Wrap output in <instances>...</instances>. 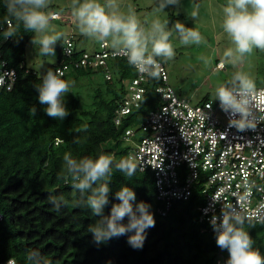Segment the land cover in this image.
<instances>
[{
    "label": "trees",
    "instance_id": "trees-1",
    "mask_svg": "<svg viewBox=\"0 0 264 264\" xmlns=\"http://www.w3.org/2000/svg\"><path fill=\"white\" fill-rule=\"evenodd\" d=\"M8 2L0 0V48L18 69L20 78L12 91H0V263L13 258L17 264H218V259L229 258L226 250L217 247L215 233L200 221V189L188 201L174 203L163 216L158 211L162 203L157 199L153 172L142 171L136 163L135 176L126 177L115 168L133 148L124 141L125 129L138 126L160 104L153 82L140 106L116 125L117 110L126 94L125 80L136 77L137 71L127 59L114 60L113 78L104 77L105 86L93 85L92 102L87 104L75 85L96 73L72 62L87 50L77 46L78 52L66 58L70 68L65 80L70 83V92L64 97V105L69 114L63 120L49 117L34 85L47 70L60 66L63 45H59L58 63L43 74L30 68L25 54L33 32L26 31L7 11ZM162 2L156 0L148 8H159ZM174 6L166 5L164 10L173 16ZM8 20L12 27H8ZM8 32L13 33L9 39ZM154 57L165 64L166 57ZM27 68L31 69L28 73ZM32 108L36 109L34 116L30 115ZM57 139L60 141L56 144ZM101 152L114 158L105 215L110 213L112 203H118L115 193L121 186L132 188L136 203L143 201L151 206L155 226L146 230L142 250L131 248L127 236L96 244L89 227L99 217L86 206L90 192L74 189L70 178L57 179L63 172L65 153L79 159ZM243 228L253 240V248L264 256V221L245 220Z\"/></svg>",
    "mask_w": 264,
    "mask_h": 264
},
{
    "label": "clouds",
    "instance_id": "clouds-1",
    "mask_svg": "<svg viewBox=\"0 0 264 264\" xmlns=\"http://www.w3.org/2000/svg\"><path fill=\"white\" fill-rule=\"evenodd\" d=\"M178 0H163L159 10L166 5H175ZM79 4L74 10L82 34L98 37L101 41L113 37L115 44H122L126 49L127 62L138 73H147L151 77L160 76V65L154 56L171 59L174 50L169 41V33L165 25L155 19L151 31L145 33L139 26L134 14H123L118 11H106L98 0H73ZM48 0H9L5 5L7 11L22 23L26 31L37 34L34 44L40 45V55H55L54 45L62 34L48 35L50 17L43 9ZM197 11L192 12L195 18ZM223 31L235 45L237 58L250 54L253 49L264 51V0H227L223 7ZM175 29L179 33L181 42L200 44L201 33L192 28H186L176 22ZM13 35L8 32L6 36ZM151 43V53L148 54V44ZM225 55L233 57L232 49ZM65 73L56 68L47 70L42 75L40 83L34 87L38 92V100L45 105V112L49 117L63 120L69 113L64 105V97L70 92V83L63 79ZM257 94L254 81L246 74L237 72L232 81V87L225 84L217 86L215 95L222 111L230 117V125L242 131L246 127H254L250 119V103ZM35 108L30 109L34 116ZM238 117V119H237ZM79 143V141H75ZM113 156L101 152L93 156L74 158L71 153L63 156V172L57 179L69 178L72 187L81 193L90 192L86 206L94 216L99 217L95 224L89 227L96 244H102L114 237L127 236L128 245L134 250H142L146 230L155 226V219L149 211L150 205L141 201L136 203V194L132 188L121 186L115 193L110 213L105 215V207L109 205V180L113 169ZM116 170L126 177L135 176L138 166L131 155L122 157L115 164ZM99 182V183H98ZM97 185V186H93ZM251 195V193H247ZM55 200V197H52ZM62 200L63 197H60ZM59 205L57 204V207ZM126 219V223L124 222ZM245 218L235 209H228L222 213L218 222L213 217L211 224L215 232L217 247L228 252L227 264H264V256L253 248V240L244 230ZM8 264H13L9 261Z\"/></svg>",
    "mask_w": 264,
    "mask_h": 264
},
{
    "label": "built area",
    "instance_id": "built-area-1",
    "mask_svg": "<svg viewBox=\"0 0 264 264\" xmlns=\"http://www.w3.org/2000/svg\"><path fill=\"white\" fill-rule=\"evenodd\" d=\"M50 16L60 18L55 11ZM12 26L8 20V27ZM77 52L76 36L67 34L63 40L64 57L57 67L65 73L63 79L70 68L66 58ZM119 58L127 59L124 46L113 45L105 39L100 40L97 49L84 50L72 62L76 67L101 73L111 80L113 61ZM154 59L160 65V76L154 78L137 72L136 77L125 80L126 94L115 123L120 125L124 115L140 106L149 83L153 82V89L161 100L159 106L138 126L129 125L123 138L133 146L129 155L140 169H149L154 174L157 199L162 203L159 213L166 216L174 203L188 201L200 189L203 197L198 208L200 221L211 232L215 233L212 218L216 217L219 222L228 209H235L245 220L264 221V86L256 87L257 94L250 103L254 127L240 131L230 125V117L221 110L218 99L193 103L191 98L179 95L169 84L165 64ZM222 65L219 63L217 67ZM30 70L27 68L26 72ZM19 78L18 69L0 48V91H12ZM10 260L17 264L13 258L0 264H8ZM227 260L220 258L217 263L227 264Z\"/></svg>",
    "mask_w": 264,
    "mask_h": 264
},
{
    "label": "rangeland",
    "instance_id": "rangeland-1",
    "mask_svg": "<svg viewBox=\"0 0 264 264\" xmlns=\"http://www.w3.org/2000/svg\"><path fill=\"white\" fill-rule=\"evenodd\" d=\"M156 0H98L106 11H118L119 13L134 14L140 28L147 34L151 31L152 22L159 19L165 25V31L169 33V43L174 50V56L166 58L165 66L169 77V84L181 95L198 103L204 98L217 100L215 91L218 85L225 84L232 87L233 77L237 72L248 75L256 87L264 86V51L253 49L250 54L237 58L235 45L223 31V7L227 0H178L173 7V16L166 10L149 9ZM83 0H80L82 3ZM79 4L73 0H48L47 7L43 9L50 17L45 34H62L54 47L55 55H40V45L32 41L37 34L33 33L26 48L25 61L30 68L40 74L49 67L58 63L59 45L67 34H74L78 48L93 51L99 47L100 39L95 36L82 34L74 10ZM198 15L194 18L193 11ZM55 11L60 18L52 19L51 13ZM176 22L182 23L186 28L198 30L202 36L200 44L181 42L179 33L175 29ZM113 45L114 38H107ZM148 52L151 43L148 44ZM233 50V57H227L225 53ZM222 63V67L217 64ZM105 86L104 75L91 74L83 78L75 89L80 93L87 104L92 102L93 85Z\"/></svg>",
    "mask_w": 264,
    "mask_h": 264
}]
</instances>
